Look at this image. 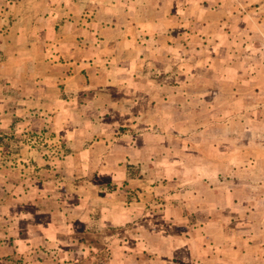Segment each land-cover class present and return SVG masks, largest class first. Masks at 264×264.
Wrapping results in <instances>:
<instances>
[{
  "label": "rangeland",
  "instance_id": "1",
  "mask_svg": "<svg viewBox=\"0 0 264 264\" xmlns=\"http://www.w3.org/2000/svg\"><path fill=\"white\" fill-rule=\"evenodd\" d=\"M0 264H264V0H0Z\"/></svg>",
  "mask_w": 264,
  "mask_h": 264
}]
</instances>
